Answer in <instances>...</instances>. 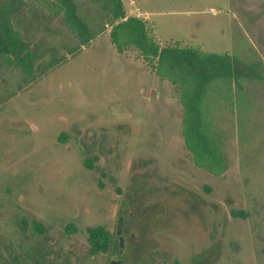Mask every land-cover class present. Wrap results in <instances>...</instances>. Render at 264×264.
Wrapping results in <instances>:
<instances>
[{"label": "rangeland", "instance_id": "obj_1", "mask_svg": "<svg viewBox=\"0 0 264 264\" xmlns=\"http://www.w3.org/2000/svg\"><path fill=\"white\" fill-rule=\"evenodd\" d=\"M55 1L23 0L15 25L29 55L0 56V264H108L89 253L86 229L113 233L135 176L161 204L141 233L144 264H264V0H123L161 44L236 54L262 73L210 90L227 160L219 174L185 146L179 87L136 47L119 53L109 24L81 45ZM79 2L92 27L104 22L91 0Z\"/></svg>", "mask_w": 264, "mask_h": 264}, {"label": "trees", "instance_id": "obj_2", "mask_svg": "<svg viewBox=\"0 0 264 264\" xmlns=\"http://www.w3.org/2000/svg\"><path fill=\"white\" fill-rule=\"evenodd\" d=\"M91 3L97 7V16L104 18L98 27H92L86 20L79 0H57L53 4L56 12L63 14L67 26L77 34L81 45L89 43L109 24L111 42L119 53L136 47L151 71L176 84L183 106L182 135L186 148L195 164L216 174L224 172L226 154L209 116V93L218 81L240 84L245 78H261L258 66L248 64L236 54L206 51L180 40L161 44L145 18L127 13L123 0H91ZM23 6V0H0V56L12 55L21 60L29 55L22 32L15 25ZM60 137L66 140L67 136L62 133ZM93 162L88 157L84 159V164L90 168ZM86 230L89 253L107 252L113 239L111 230L103 224L88 226Z\"/></svg>", "mask_w": 264, "mask_h": 264}, {"label": "flooded vegetation", "instance_id": "obj_3", "mask_svg": "<svg viewBox=\"0 0 264 264\" xmlns=\"http://www.w3.org/2000/svg\"><path fill=\"white\" fill-rule=\"evenodd\" d=\"M134 178H137V184H135L136 187L133 194L128 196L127 190L120 192L121 201L117 210L118 215H116L114 220L113 239L109 249L105 252L109 256L108 264H110L111 260H116L115 264H144L142 230L149 226L154 227L161 216L157 212L161 204L158 202L154 204V200L147 198L149 194L154 195L156 192L139 191V176ZM144 193H147V197ZM177 212L180 217L182 210L178 209ZM162 216L166 217L167 214L164 213ZM145 221L147 225H141ZM163 223L165 224L164 220L157 225H162ZM163 261L170 264H181L179 260H170L166 257H160L152 261V264ZM204 263L205 257L201 256L199 260H196L195 264Z\"/></svg>", "mask_w": 264, "mask_h": 264}, {"label": "water", "instance_id": "obj_4", "mask_svg": "<svg viewBox=\"0 0 264 264\" xmlns=\"http://www.w3.org/2000/svg\"><path fill=\"white\" fill-rule=\"evenodd\" d=\"M118 232L120 231L118 230ZM116 262H117L116 260H111L110 264H115ZM156 264H170V263H166L165 261H163V262H157Z\"/></svg>", "mask_w": 264, "mask_h": 264}, {"label": "crops", "instance_id": "obj_5", "mask_svg": "<svg viewBox=\"0 0 264 264\" xmlns=\"http://www.w3.org/2000/svg\"><path fill=\"white\" fill-rule=\"evenodd\" d=\"M132 15H137V16H141V17H143L141 12H139V13H134V14H132ZM143 18H144V17H143Z\"/></svg>", "mask_w": 264, "mask_h": 264}]
</instances>
